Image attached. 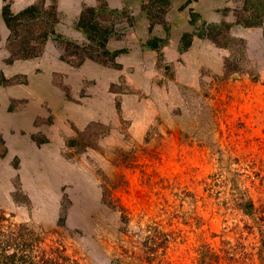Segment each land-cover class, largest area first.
I'll return each instance as SVG.
<instances>
[{
  "label": "rangeland",
  "instance_id": "obj_1",
  "mask_svg": "<svg viewBox=\"0 0 264 264\" xmlns=\"http://www.w3.org/2000/svg\"><path fill=\"white\" fill-rule=\"evenodd\" d=\"M257 1L0 0V152L13 150L0 156V212L75 264H138L118 253L143 249L153 227L168 242L151 264H264ZM38 2L54 4L55 32L78 45L82 7L115 11L98 14L115 55L68 62L51 39L12 55L3 8Z\"/></svg>",
  "mask_w": 264,
  "mask_h": 264
},
{
  "label": "trees",
  "instance_id": "obj_2",
  "mask_svg": "<svg viewBox=\"0 0 264 264\" xmlns=\"http://www.w3.org/2000/svg\"><path fill=\"white\" fill-rule=\"evenodd\" d=\"M261 4H264V1L256 5L263 9ZM253 9L258 11L257 6ZM263 12L264 10L262 14ZM98 14L111 15L115 14V11L108 10L103 5L84 6L79 11L75 27L85 35L87 42L78 45L72 41L64 40L61 35L55 32L54 24L58 21V13L53 3L47 6H42L41 2L31 3L14 14L7 9L6 4L2 11V19L8 30L7 40L10 53L20 58L34 57L39 54L40 48L46 40L51 39L55 42L60 41L58 44L61 51L60 57L68 62L79 63L84 58L97 60L105 55H110L112 59L116 51L111 52L105 47L109 37V24L105 19L99 18ZM185 38V35H182L181 39ZM154 39L148 41L150 48L156 46V39ZM187 43L188 40L185 41V44ZM0 81H6L1 74ZM5 152L6 148L4 147L0 156H3ZM101 196L102 198L106 196L103 191ZM119 220L123 224H127L130 220V216L124 209L120 212ZM153 229L157 237L155 234L146 235V238L140 241L143 249L121 247L116 261L132 257L137 260L138 264H151L158 248L162 247L163 249L168 242L165 234H159L158 230L155 232L156 227ZM43 234L45 235V233ZM43 234L34 232L25 223L11 222L0 212V264H75L60 244L46 246ZM209 255L216 258L213 252L209 251Z\"/></svg>",
  "mask_w": 264,
  "mask_h": 264
},
{
  "label": "crops",
  "instance_id": "obj_3",
  "mask_svg": "<svg viewBox=\"0 0 264 264\" xmlns=\"http://www.w3.org/2000/svg\"><path fill=\"white\" fill-rule=\"evenodd\" d=\"M1 111V110H0ZM3 111V110H2ZM7 112V111H6ZM29 140V139H28ZM23 142H24V140H22ZM29 142L31 143L32 141L31 140H29ZM22 147V150H21V154H24L27 150L29 151L30 149H34L35 147L32 145V143H31V145L30 144H28L27 146H25V147H23V145L21 146ZM12 151L13 150H11V149H6V153H7V156H8V154L9 153H11L12 154ZM30 152V151H29ZM16 154V153H15Z\"/></svg>",
  "mask_w": 264,
  "mask_h": 264
}]
</instances>
